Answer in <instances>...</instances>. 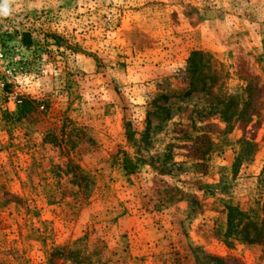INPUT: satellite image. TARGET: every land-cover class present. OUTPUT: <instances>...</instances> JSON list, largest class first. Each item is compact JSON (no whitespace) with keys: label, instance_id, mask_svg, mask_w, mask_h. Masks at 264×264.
<instances>
[{"label":"rangeland","instance_id":"rangeland-1","mask_svg":"<svg viewBox=\"0 0 264 264\" xmlns=\"http://www.w3.org/2000/svg\"><path fill=\"white\" fill-rule=\"evenodd\" d=\"M249 222L264 0H0V264H264Z\"/></svg>","mask_w":264,"mask_h":264},{"label":"trees","instance_id":"trees-1","mask_svg":"<svg viewBox=\"0 0 264 264\" xmlns=\"http://www.w3.org/2000/svg\"><path fill=\"white\" fill-rule=\"evenodd\" d=\"M196 55V53L194 54ZM192 82L190 83V86H192ZM194 88V85H193ZM192 89V88H191ZM192 92V90H190L189 92H187L185 95H190ZM229 100H232V98H230ZM229 212L232 213H236L240 218L245 217L246 216L236 210H233L232 208L229 209ZM229 218H230V214H229ZM247 219V218H246ZM231 221H229L230 223ZM264 223V222H263ZM263 223L261 227H258L256 224L249 222L248 224H246L242 230H241V235H242V241H246L248 243H260L262 240H264V227H263Z\"/></svg>","mask_w":264,"mask_h":264}]
</instances>
